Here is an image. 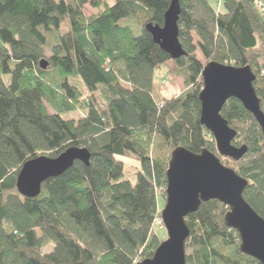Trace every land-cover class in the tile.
Returning <instances> with one entry per match:
<instances>
[{
    "label": "trees",
    "instance_id": "1",
    "mask_svg": "<svg viewBox=\"0 0 264 264\" xmlns=\"http://www.w3.org/2000/svg\"><path fill=\"white\" fill-rule=\"evenodd\" d=\"M178 1L186 55L171 61L145 29L147 23L163 25L171 0H0V264L150 259L165 239L153 226L172 152L182 147L217 154L200 123L207 63L250 67L264 114V12L257 9H264V0H217L219 11L209 0ZM86 6L96 13L85 16ZM167 62L185 84L171 100L158 93L173 73ZM161 69L167 76L157 78ZM71 113L84 120L67 118ZM221 116L236 131L232 144L247 146L234 171L248 182L244 200L264 219V137L234 98ZM71 147L88 150V165L76 161L45 181L36 198L17 193L25 162L56 158ZM127 155L139 164L135 185L122 180L118 157ZM226 212L209 201L186 218L185 264H260L239 251L238 234L224 224Z\"/></svg>",
    "mask_w": 264,
    "mask_h": 264
},
{
    "label": "water",
    "instance_id": "2",
    "mask_svg": "<svg viewBox=\"0 0 264 264\" xmlns=\"http://www.w3.org/2000/svg\"><path fill=\"white\" fill-rule=\"evenodd\" d=\"M180 14L179 1L171 0L162 26L145 25L152 41L171 61L186 55L179 40ZM47 65L45 60L39 62L42 70ZM201 79L200 123L212 135L217 155L207 150L193 153L182 147L172 152L166 171L165 205L160 213L166 239L150 259L137 264H185V245L190 235L186 218L209 201H218L227 208L224 224L238 234L239 251L264 264V219L243 198L247 180L223 166L219 159L238 162L248 150L246 145L232 144L236 131L221 116L224 104L231 98L238 100L254 117L264 137V114L253 87L256 76L248 66L235 68L210 62L203 66ZM89 158L87 149L71 147L56 158L41 156L29 160L18 172L16 191L21 197L36 198L45 181L60 176L76 161L88 165Z\"/></svg>",
    "mask_w": 264,
    "mask_h": 264
},
{
    "label": "rangeland",
    "instance_id": "3",
    "mask_svg": "<svg viewBox=\"0 0 264 264\" xmlns=\"http://www.w3.org/2000/svg\"><path fill=\"white\" fill-rule=\"evenodd\" d=\"M209 2L211 5H215V7H216L217 0H209ZM109 3L111 4L112 0H109ZM83 13L85 16L88 17L92 14H95L96 10L92 9L89 6H86L83 10ZM138 34H139V31L135 30L134 35L138 36ZM193 41L196 42L197 39L194 37ZM195 55H196L197 60L201 64L205 63V61H204L203 57L201 56V54L199 53V51H196ZM171 69H172L173 73L169 74V76L166 75L167 71H164L163 69H161L157 72V74H158L157 78L158 77L162 78L163 76L168 77V78L165 77L164 80H162V82H161L162 84L160 85L159 91H158L160 97L164 100L174 99L185 91L183 74L178 69H176L173 64L171 66ZM5 81L6 82L8 81L7 77L5 78ZM76 84H77L76 86L80 90L85 91L84 85L80 81H77ZM67 118L74 119L78 122H82L84 120L83 115L81 113H71L68 115ZM219 159H220V162L223 166L230 168V169H233V170L235 169V167H234L235 162L234 161L227 159V158H222V157H219ZM118 161H120L123 165V178H122V180H127L132 185H135V183L137 181V177H136L137 175L136 174H137V170L139 168L138 162L135 160V158H133L130 155L118 157ZM164 205H165V200H162V198L159 196L158 197L159 214L155 218V226H153V230H154L155 234H157L159 236V239H163V238L166 239V231L163 228V224H162L161 218H160V213H161ZM37 235L40 236L39 232L37 233ZM51 250H52V245L43 248L42 253L46 254V253L50 252Z\"/></svg>",
    "mask_w": 264,
    "mask_h": 264
},
{
    "label": "crops",
    "instance_id": "4",
    "mask_svg": "<svg viewBox=\"0 0 264 264\" xmlns=\"http://www.w3.org/2000/svg\"><path fill=\"white\" fill-rule=\"evenodd\" d=\"M165 66H166V68L170 69L171 66H172V63H171V62H167V63L165 64ZM168 76H169V75H168ZM166 78H168V77H166ZM161 84H162V83H161Z\"/></svg>",
    "mask_w": 264,
    "mask_h": 264
},
{
    "label": "built area",
    "instance_id": "5",
    "mask_svg": "<svg viewBox=\"0 0 264 264\" xmlns=\"http://www.w3.org/2000/svg\"><path fill=\"white\" fill-rule=\"evenodd\" d=\"M257 9H258L261 13L264 12V9H263V8H260V6H259V7L257 6Z\"/></svg>",
    "mask_w": 264,
    "mask_h": 264
}]
</instances>
